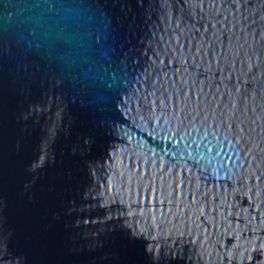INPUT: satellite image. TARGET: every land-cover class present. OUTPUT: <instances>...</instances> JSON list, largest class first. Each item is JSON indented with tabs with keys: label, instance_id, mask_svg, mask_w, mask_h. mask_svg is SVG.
I'll list each match as a JSON object with an SVG mask.
<instances>
[{
	"label": "water",
	"instance_id": "obj_1",
	"mask_svg": "<svg viewBox=\"0 0 264 264\" xmlns=\"http://www.w3.org/2000/svg\"><path fill=\"white\" fill-rule=\"evenodd\" d=\"M0 264H264V0H0Z\"/></svg>",
	"mask_w": 264,
	"mask_h": 264
}]
</instances>
